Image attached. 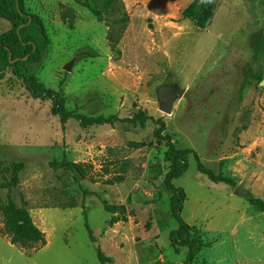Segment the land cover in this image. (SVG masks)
I'll return each instance as SVG.
<instances>
[{
  "label": "rangeland",
  "instance_id": "rangeland-1",
  "mask_svg": "<svg viewBox=\"0 0 264 264\" xmlns=\"http://www.w3.org/2000/svg\"><path fill=\"white\" fill-rule=\"evenodd\" d=\"M193 1L116 0L108 21L98 22L77 0H26L50 40L42 62L27 66L44 88L60 90L66 108L87 117L129 119L142 111L152 120L144 127L63 125L51 100L33 99L0 65V161L25 164L12 200L38 226L47 223L46 211L72 214L49 249L28 255L10 244L0 213V264H99L83 207L110 264H183L188 249L175 252L169 239L178 224L163 186L170 163L166 141L154 135L158 119L178 149L194 150L215 174L237 182L210 181L193 155L174 181L187 196L182 219L213 241L194 264H264V212L245 197L264 201V0H215L205 30L182 18ZM9 28L0 20V36ZM63 160L82 167L85 179L74 168L57 169ZM103 202L125 206L128 221L110 226Z\"/></svg>",
  "mask_w": 264,
  "mask_h": 264
},
{
  "label": "trees",
  "instance_id": "trees-1",
  "mask_svg": "<svg viewBox=\"0 0 264 264\" xmlns=\"http://www.w3.org/2000/svg\"><path fill=\"white\" fill-rule=\"evenodd\" d=\"M116 0H105L99 4L98 0L80 2L98 22H107L106 14L113 7ZM215 0H194L182 12V18L194 23L199 30H205L214 11ZM0 20L9 23V29L0 36V65L11 69L13 75L23 82L26 91L36 100H51V114L58 117L65 125L70 120H75L80 127L87 129L94 126H114L117 123H129L134 126L144 127L152 118L144 112L138 111L132 118L120 119L116 116L87 117L77 110H68L65 106V98L59 90L44 88L35 75L27 70L28 65H37L42 62L44 53L50 45L48 31L45 23L37 14L29 12L26 0H0ZM128 21L125 14L121 20ZM111 50H116L118 38H115L112 28L107 35ZM0 73H2L0 71ZM160 125L154 133L160 141L167 143L168 150L165 153V160L170 163L168 172L165 175L163 186L167 194L170 195L169 207L170 215L177 222L178 228L171 231L169 235L171 248L179 252L181 248L188 249L187 259L183 264H194L199 253L204 248H211L213 241L205 238L199 229L184 222L182 212L187 199L182 188L176 187L174 181L182 178L189 168V156L193 155L200 174L207 176L214 183L223 184L235 188L237 182L222 173L215 174L213 170L207 168L199 155L192 149H178L171 136H163L166 125L163 120H156ZM57 169L74 168L84 180L86 174L82 167L77 164L63 160L56 164ZM25 169V164L13 163L6 165L0 161V213L4 219L5 235L9 238L12 246H17L25 250L28 255L46 246V235L36 226L30 212L26 208L17 207L12 200V190L19 186V174ZM7 174L9 178L7 179ZM2 176H6L2 179ZM7 190V197L4 199L1 192ZM248 203L260 212H264V201L253 196L251 193L245 195ZM105 212L112 215L110 226L115 223L127 222L128 212L125 206L109 205L103 202ZM84 227L91 243H96L94 232L88 219V212L83 207ZM31 245H37L31 249ZM28 249H31L28 251ZM97 259L100 264H110L111 259L105 255L102 248L97 249Z\"/></svg>",
  "mask_w": 264,
  "mask_h": 264
},
{
  "label": "crops",
  "instance_id": "crops-1",
  "mask_svg": "<svg viewBox=\"0 0 264 264\" xmlns=\"http://www.w3.org/2000/svg\"><path fill=\"white\" fill-rule=\"evenodd\" d=\"M42 220L43 221L46 220L47 223H45L44 225H39V226L36 224V226L46 235L47 244L38 253L49 249L50 246L52 245L54 238H56L58 236L59 232L62 231V233H64V232L68 231V227L72 224V214L68 213L66 211H63V210L62 211H46V212H44V214L42 216ZM87 236H88V234H87ZM0 240H2V238H0ZM90 243L91 242L89 240V244ZM99 246H100V243H99ZM31 259L32 258H28V259H26L25 262L27 264H31V262H33ZM120 264H121V260H120Z\"/></svg>",
  "mask_w": 264,
  "mask_h": 264
},
{
  "label": "water",
  "instance_id": "water-1",
  "mask_svg": "<svg viewBox=\"0 0 264 264\" xmlns=\"http://www.w3.org/2000/svg\"><path fill=\"white\" fill-rule=\"evenodd\" d=\"M169 110H170V105H167L166 108L164 109V111H165L166 113H168ZM94 245H95L97 248H99V243L96 242V243H94Z\"/></svg>",
  "mask_w": 264,
  "mask_h": 264
}]
</instances>
